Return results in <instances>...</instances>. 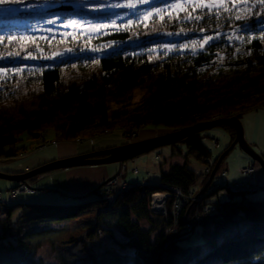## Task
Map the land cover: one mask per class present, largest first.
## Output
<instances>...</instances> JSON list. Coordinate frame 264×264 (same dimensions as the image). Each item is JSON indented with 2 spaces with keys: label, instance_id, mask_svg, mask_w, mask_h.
Wrapping results in <instances>:
<instances>
[{
  "label": "trees",
  "instance_id": "obj_1",
  "mask_svg": "<svg viewBox=\"0 0 264 264\" xmlns=\"http://www.w3.org/2000/svg\"><path fill=\"white\" fill-rule=\"evenodd\" d=\"M44 1L9 0L0 7L22 11L1 19L36 22L62 15L105 20L118 13L97 11L100 2L96 0H54L60 6L67 3L72 10H35ZM233 11L187 7L147 23L78 40L0 37V69L6 71L0 74V158L20 156L43 133L52 135L55 143L95 137L116 128L126 132L145 127L170 131L221 117L241 119L247 112L264 108V11ZM4 27L0 25V30ZM220 31H233L236 38L213 41L196 52L155 48L165 33L192 40ZM103 44L111 49L100 55L44 59L68 49ZM28 55L39 61L24 62ZM135 90L144 92L136 104L132 102ZM221 127L231 142L209 171L199 174L184 162L160 173L162 185L196 194L195 186L204 176L203 195L191 200L178 215L169 204L166 216L151 211L150 195L161 189L159 185L130 184L109 201L98 195L106 179L99 190H93L95 198L78 204L2 202L0 190V264H41L36 255L43 241L56 232L51 227L54 224L67 226L59 245L67 264H264V198L252 200L247 194L230 192L228 200H209L226 186L207 194L215 178L206 186L212 169L236 137L232 125ZM202 133L170 144L177 149L172 155L192 156L207 165L211 152L201 141ZM22 134L31 144L16 147ZM127 143L130 140L123 144ZM178 144L186 147V154ZM89 203L96 205L90 208ZM208 205L222 207L209 215L205 212ZM189 228L201 243L183 244L191 236L182 237ZM113 230L120 236L114 238L118 248L98 253L96 238L104 232L113 237Z\"/></svg>",
  "mask_w": 264,
  "mask_h": 264
},
{
  "label": "rangeland",
  "instance_id": "obj_2",
  "mask_svg": "<svg viewBox=\"0 0 264 264\" xmlns=\"http://www.w3.org/2000/svg\"><path fill=\"white\" fill-rule=\"evenodd\" d=\"M92 1V0H91ZM100 2V6L97 11L103 13H114L117 14L111 16L105 20H88L82 19L75 16H54L41 21L32 22L30 20H3V16L7 14H17L22 9L15 7L1 8L0 7V25L5 26L0 30V37H20L24 39H42V40H55V39H84L90 38L97 35L104 34L110 30L130 27L138 23L149 22L153 18L170 13H180L187 7L191 9L207 8L209 11L218 12L224 10L226 12L238 11H254L258 13L256 8L249 10V5L254 4L255 0H149L148 3H142L141 0H96ZM54 0H45L41 5H36L35 10L44 11L50 9L54 11L60 5ZM129 4L135 5L134 7H128ZM67 3L61 6H66ZM113 5H121L120 7H113ZM10 12V13H9ZM106 26V27H105ZM212 37L208 40V37ZM233 39L236 38L235 32L220 31L210 35H201V37L188 40L181 34L165 33L162 37L158 38L159 42L155 46L156 49L164 52H182L190 50L196 52L202 49L205 45L217 41L220 39ZM207 41V42H205ZM187 46V47H185ZM111 48L103 44L99 48L89 46L81 48L79 50L68 49L63 52L55 53L45 60H60L68 56H75L78 54H96L100 55ZM38 51L41 50L38 49ZM16 60V58H14ZM24 62L34 63L38 62V57L31 55L26 56L23 59ZM6 73L5 70L0 69V74ZM143 91L135 90L133 93L132 102L136 104ZM183 128V127H182ZM173 130H165L163 128H151L145 127L139 131V138L135 139L138 141L143 138L153 137L165 133H169ZM126 130L116 128L109 133L100 134L95 137L77 138L69 142H56L51 143L53 139L52 135L44 133L35 140V145L28 149L25 153L16 157H3L0 158V171L8 174H19L29 170L35 169L36 167L47 164L51 161L58 160L60 158L74 156L78 154L90 153L97 150H105L113 147L120 146L121 144L129 141L130 139L126 136ZM204 138L201 139L202 143L212 148L215 140L219 141L220 149L215 153H220L227 144V135L221 126L209 128L203 131ZM142 136V137H141ZM48 139L46 141L44 139ZM21 140L17 143L16 147L29 146L31 142L27 140L26 134L20 136ZM135 142L134 140H132ZM60 145H57L59 144ZM131 143V140H130ZM62 147L71 149L69 152H61ZM177 147L183 150V153H187V149L183 145H177ZM175 149L172 145H164L162 147L153 149L142 155H139L133 159H129L125 162H117L111 164H98V165H85L79 167H72L68 169H61L53 171L51 173H43L37 176L35 181H25L23 183L10 182L7 180L0 179V190L2 192V202L7 201H20L22 199H29L30 196L23 197L24 195L31 193L34 188L39 191L38 195L33 196L35 199H39L46 204L58 203L62 201L67 204H78L92 200L95 198L93 190H99L102 183L112 174L120 172L122 165L127 166L126 174H130L133 168L137 167L140 172L147 173L146 177L152 184L159 182L161 171H167L173 164H182L187 162L188 167L195 170L199 174H204L205 165L198 162L192 156L186 158L177 154L172 155V151ZM240 152L239 147L232 151L228 157L229 160L233 159L235 153ZM27 153V154H26ZM25 154V156H24ZM253 161V160H252ZM163 162V163H162ZM256 162V161H255ZM253 164V163H251ZM250 164V165H251ZM249 165V167H250ZM220 170L213 180V184L208 188L207 194L211 193L216 185H225L224 181L227 177H221L219 175ZM252 166V165H251ZM162 167V168H161ZM253 171V166H252ZM250 171V173L252 172ZM6 183L18 184V187H13L18 191H10L5 187ZM231 183L227 184L230 185ZM23 186V187H22ZM202 178L198 181L195 186V190L199 192L202 190ZM19 187H21L19 189ZM49 188L55 189L56 191H43L42 189ZM88 193V196H85ZM230 191L226 188H221L213 196L209 197L210 201L217 202L218 200L225 201L230 197ZM6 194V195H5ZM247 197L252 200L264 198V189L256 191L254 193L247 194ZM96 203H89L88 207L93 208ZM88 208V209H90ZM90 216L85 218L88 220ZM142 226L148 228V225L142 221ZM54 234L50 235L45 239L39 248L36 258L41 264H67L61 257L60 253V239L61 235L64 234L62 230H66L65 224H54L51 226ZM79 228L76 229V231ZM2 226L0 225V232ZM120 238L117 230H113V237L107 232L102 233L96 238L98 242V253H103L108 249H117V245L114 243V238ZM201 243L200 238L194 233L190 237L184 240L183 244H196ZM74 250H76L74 248ZM127 252H131L130 250Z\"/></svg>",
  "mask_w": 264,
  "mask_h": 264
},
{
  "label": "water",
  "instance_id": "obj_3",
  "mask_svg": "<svg viewBox=\"0 0 264 264\" xmlns=\"http://www.w3.org/2000/svg\"><path fill=\"white\" fill-rule=\"evenodd\" d=\"M55 10H72L71 6H60ZM223 124H230L234 127L236 132V137L229 149H227L218 159L214 168L211 171L207 185L215 177L222 160L225 156L236 146L251 157L254 161L259 163L264 169V158L257 152L246 140L244 134V127L240 119L236 117H221L210 121L199 122L191 126L179 128L173 130L169 133L143 138L135 142L123 144L117 147H113L105 150L92 151L90 153L78 154L74 156L60 158L58 160L51 161L42 166L36 167L35 169L29 170L24 173L8 174L0 171V179L7 180L10 182L23 183L28 179L38 176L43 173H50L53 171L68 169L72 167H79L85 165H98V164H111L117 162H125L129 159H133L139 155L149 152L153 149L162 147L164 145H169L172 143L179 142L189 136L203 132L209 128L221 126ZM203 193L200 192L197 195V199ZM190 208H188L186 213V225L189 226L187 216ZM193 233V229L190 228L188 235Z\"/></svg>",
  "mask_w": 264,
  "mask_h": 264
},
{
  "label": "built area",
  "instance_id": "obj_4",
  "mask_svg": "<svg viewBox=\"0 0 264 264\" xmlns=\"http://www.w3.org/2000/svg\"><path fill=\"white\" fill-rule=\"evenodd\" d=\"M139 129H132L130 131L125 132L127 138L130 140H135L138 138ZM52 144L54 142H51ZM207 162L209 165L213 164L211 158H207ZM127 166L123 165L121 171L118 173V177L114 176L110 181H106L103 189L98 192L100 198L104 200H115L117 195L122 191H126L129 188L130 184H134L136 186H150V182L146 179L147 173H142L139 171L137 167L133 168L130 174H126ZM252 171V166L249 165L242 168V173H250ZM225 172H223V176H225ZM132 176L133 180L130 181L129 177ZM138 178H141L140 180ZM23 187V186H22ZM162 188L161 191H154L150 197V209L155 214H161L166 216V204L170 201V206H172L173 211L176 213L180 212L183 208L187 206V204L191 200H195L193 192H185L182 188L176 186H160ZM21 187H19L20 189ZM262 188V183L259 180H253L252 182H232L229 185V189L233 193L244 194V193H253ZM18 191L17 189L14 192ZM1 197V194H0ZM222 206L216 205H208L205 207V212L209 215L217 214L219 209Z\"/></svg>",
  "mask_w": 264,
  "mask_h": 264
},
{
  "label": "crops",
  "instance_id": "obj_5",
  "mask_svg": "<svg viewBox=\"0 0 264 264\" xmlns=\"http://www.w3.org/2000/svg\"><path fill=\"white\" fill-rule=\"evenodd\" d=\"M240 120H241L243 127H244V134H245V138H246L247 142L257 152H259L264 158V108H257L255 110L247 112L244 115H242ZM225 134L227 135V140H226L227 144L225 146V148H226L230 144L231 139H230L229 134L226 131H225ZM203 136H206V135L203 134ZM57 145H60V143ZM237 147H239V146H236L234 151L236 150ZM208 149L211 152L210 157L213 159H215L217 157V155H219L221 153V152L215 153L216 151H218L220 149L219 141H217V140H215V142L213 143V147L211 149L210 148H208ZM239 149H240V147H239ZM70 150H71L70 148L67 149L65 147H62L61 152H69ZM229 155L224 160V162L222 164L223 168L221 170V172H226V175L224 176V177H227L226 180L224 181L225 184H229V183L234 182V181L248 182V181H253L255 179H258V180H260V182L264 186V169L261 167V165L259 163H253L252 158L249 157L246 153H244L241 149H240V152L237 151V153H235L233 159H231V160L228 159ZM251 163H253V164H251ZM250 164L253 166V171L251 173L245 174V173H242L240 171L241 168L246 167ZM207 168H208V166L205 165V172H207ZM221 172L219 174L220 176H221ZM203 180H204V176L202 177V181ZM14 185H15V183L14 184L6 183L5 187L7 189H10ZM216 186L218 187V185H216ZM215 189H216V187H215ZM38 194H39V191L36 189H33V191L31 193H28V194L23 196V197L30 196V198L25 199V200L22 199V200L24 202L42 201V200L33 198V196L38 195ZM218 201H221V200H218ZM59 202H62V201H59Z\"/></svg>",
  "mask_w": 264,
  "mask_h": 264
},
{
  "label": "snow or ice",
  "instance_id": "obj_6",
  "mask_svg": "<svg viewBox=\"0 0 264 264\" xmlns=\"http://www.w3.org/2000/svg\"><path fill=\"white\" fill-rule=\"evenodd\" d=\"M9 2V0H0V5H4L7 4ZM142 3H148L149 0H141ZM121 5H113V7H120ZM135 5L133 4H129L128 7H134ZM251 8H256L257 11H264V0H255L254 4L249 5V10H251ZM237 18H239V16H237ZM106 27V26H105ZM264 38V37H262ZM208 40H211L212 37H208ZM207 42V41H205ZM187 47V46H185Z\"/></svg>",
  "mask_w": 264,
  "mask_h": 264
},
{
  "label": "bare ground",
  "instance_id": "obj_7",
  "mask_svg": "<svg viewBox=\"0 0 264 264\" xmlns=\"http://www.w3.org/2000/svg\"><path fill=\"white\" fill-rule=\"evenodd\" d=\"M142 137V136H141ZM170 145V144H169ZM27 154V153H26ZM24 156H25V154H24ZM51 173V172H50ZM118 173L117 174H115L114 176H117L118 177ZM114 176H111L110 178H107V182L108 181H110L111 179H113L114 178ZM120 194V193H119ZM118 196V195H117ZM217 206V205H216ZM170 208H171V210L173 211V209H172V206H170ZM184 209V208H183ZM166 210H167V213H168V205L166 204ZM174 212V211H173ZM175 213V212H174ZM179 214V212L178 213H176V215H178Z\"/></svg>",
  "mask_w": 264,
  "mask_h": 264
}]
</instances>
